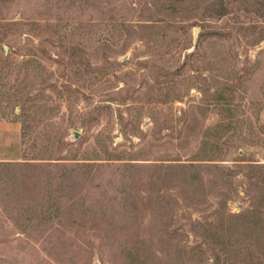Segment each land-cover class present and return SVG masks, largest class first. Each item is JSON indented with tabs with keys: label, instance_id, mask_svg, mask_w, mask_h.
Returning <instances> with one entry per match:
<instances>
[{
	"label": "rangeland",
	"instance_id": "rangeland-1",
	"mask_svg": "<svg viewBox=\"0 0 264 264\" xmlns=\"http://www.w3.org/2000/svg\"><path fill=\"white\" fill-rule=\"evenodd\" d=\"M0 264H264V0H0Z\"/></svg>",
	"mask_w": 264,
	"mask_h": 264
},
{
	"label": "water",
	"instance_id": "water-1",
	"mask_svg": "<svg viewBox=\"0 0 264 264\" xmlns=\"http://www.w3.org/2000/svg\"><path fill=\"white\" fill-rule=\"evenodd\" d=\"M197 29H194V33H193V45L195 46L196 45V42H197ZM79 136V133L78 132H73V140H76Z\"/></svg>",
	"mask_w": 264,
	"mask_h": 264
}]
</instances>
